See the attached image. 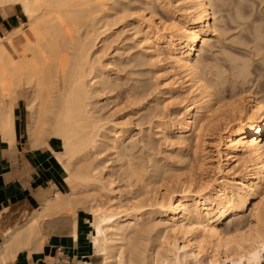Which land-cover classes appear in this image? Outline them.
Masks as SVG:
<instances>
[{
	"label": "bare ground",
	"instance_id": "1",
	"mask_svg": "<svg viewBox=\"0 0 264 264\" xmlns=\"http://www.w3.org/2000/svg\"><path fill=\"white\" fill-rule=\"evenodd\" d=\"M111 1L112 5L118 4L115 3L116 1ZM178 1L182 10H179L178 14L173 13L171 24L162 27L163 23L159 25L156 21L153 22V17L152 20L148 17L142 35L145 41L149 42L146 46L153 54L152 58L157 56L155 53L158 54L157 57H161L163 53L160 51L164 48L162 50L168 52L173 66L179 68L178 71L187 73L190 78L188 81L192 83L189 85L194 88L196 86L198 99L195 96L193 103L186 106L188 112L176 126L177 133L187 134L188 138L194 137L198 144L202 134L219 132L220 122L224 121L222 124L225 136L218 134L216 141L214 140L217 168L222 175L216 179L217 187L208 183L199 191L195 189V187L199 188V183L196 186L193 182L196 191L193 188L191 191L192 183L185 181L177 192V189L171 190L170 181L168 184L167 182L162 184L164 178L160 180L152 174L156 182L152 190V199L147 197L151 201L148 204L150 210H144L147 204L140 202L144 198L138 200L137 197L132 199L135 202L132 201L133 204L128 210H119L124 207L118 204L121 197L119 199L111 188L112 182L106 177L108 175L105 176L99 171V163H95L92 159L94 154L97 155L96 151H99L96 149L102 136L100 132L103 130L113 132L115 137L113 148L118 150L119 154L122 150L120 144L125 141L126 132L122 129L117 130V124L113 125L115 128L110 127L111 131L107 130L106 124L102 123L106 119L96 116L97 112L92 107V100L96 95L99 96L107 91L109 93L118 91L120 85L116 84L119 77L112 81L106 78L109 77L105 75V66L108 64L103 70L96 69L100 62L98 53L108 46L104 45L111 43L107 42V38H103L102 34H105V31L103 30L102 33L100 29L102 30V25L106 26L103 21L107 23L110 18L109 21L112 23L114 16L112 15V18L105 16L103 19L107 17V20L103 21L98 19V14L101 16L104 13V0H0V24L4 25L5 20L16 9L27 18V21H22L20 26L12 30H0V142L6 143L9 149L15 148L18 139L17 105L23 101L27 138L35 143L45 144L50 137L61 140V152L56 153L55 156L67 171L64 180L66 191H56L52 197L41 202L23 223L8 229L3 234L0 264L12 262L21 250H27L31 254L33 251L43 249L44 244L53 234L69 233L76 237L78 211L83 213L85 221L91 227L90 242L93 257L99 259L100 264H262L264 260V101L255 98L254 94L246 95L240 92L233 96L231 103L224 104V100L227 99L224 94L227 91L224 87L223 92L219 91V93L225 96L222 94L221 97L216 96L215 86L211 90L209 87L211 84L207 85L205 79H202L199 69L201 66L199 67L198 63L200 51L208 44L206 40L219 28L215 16L213 17L214 12L211 11L214 8H212L213 4L209 0ZM107 4L108 2L105 6H108L109 10L105 11L114 14L112 9L115 8L111 5L110 10ZM152 4L153 1L150 3L151 6L147 7L149 10L151 8V11ZM118 9L119 7L116 10ZM126 17L128 18L127 15ZM212 17L213 23H211ZM99 20L102 21V25L100 24L98 28ZM111 23H107L108 32ZM200 43L201 47H199ZM100 44L103 46H99ZM149 56L151 57L150 54ZM97 63L98 66L95 67ZM140 63L139 60L133 65L138 67ZM119 67L122 71L123 66ZM116 70L119 72L118 69ZM221 80L222 77L220 83ZM218 83L216 88L219 89L221 85ZM147 84L146 86L150 85L149 82ZM173 86L170 87L171 91H168L169 87L167 89L170 98L175 94L172 91L185 88L180 87V84L177 85L178 87ZM150 90L151 85L142 92L137 90L138 92L131 93L126 90L121 94H125L128 103L131 97L135 100V98L140 99L139 96L141 99L144 95L149 96ZM226 94L228 96V93ZM117 95L120 94L117 93L112 98L115 99ZM150 113L148 115L152 119ZM242 116L246 118L245 122H241ZM231 118L234 121L238 118L241 123L232 127ZM104 131L102 133H105ZM103 137L106 138L107 135ZM203 142L204 156L209 161L213 158L209 159L210 150L207 147L213 146L214 142ZM241 163L245 171L243 175L237 173L230 177L229 166L231 164H234V167L241 166ZM132 167L128 165L126 176L134 178L137 186L139 184L140 187L139 182L141 177L145 176V172L143 170V174H140V171ZM147 179H145L146 185L150 177ZM157 180L161 185H156L159 183ZM211 186L214 188L209 194H205L204 190L208 191ZM160 187H163V192ZM142 193L148 194V189L147 192L142 191ZM61 214L63 215L59 216Z\"/></svg>",
	"mask_w": 264,
	"mask_h": 264
},
{
	"label": "rangeland",
	"instance_id": "2",
	"mask_svg": "<svg viewBox=\"0 0 264 264\" xmlns=\"http://www.w3.org/2000/svg\"><path fill=\"white\" fill-rule=\"evenodd\" d=\"M109 1L110 3L112 2L111 0ZM109 1L104 0V3L106 5V2H108L107 5H109L111 10L112 3L110 4ZM152 1L154 5L152 4L151 11V8L149 10L147 7L151 6L150 3H152ZM152 1L150 0L148 2V0H113V2H115L116 4L118 3L116 5L117 7L115 6V4H113L115 7L112 5V7L115 8L112 9V11L115 12L114 14L112 12L105 11L109 10L108 6L105 5L103 6L104 13L102 11L103 14H101V16L100 14H98V19L102 21L107 20V17H111L113 15L114 21L112 19L111 23V21H109L110 18H108L107 20V23H111V25L109 24V26L111 27H109L110 34L107 30L108 24L103 21L106 24V26L103 27L104 25L101 24L102 21H98V23H100L97 24V27L99 28L100 24L102 25V30L100 29V32H102L103 30L105 31V34L102 32L103 38H107V42L109 41V43H111H107L106 45H104H108L106 48L104 47L105 51L103 49L101 53H98L99 56L97 55V57L100 58V62L99 67L96 69L103 70L104 66L108 64L107 66H105V75L109 77L106 78H110L108 80L112 81L119 77L118 81H116L117 83H115L117 85H120L118 87L119 92L114 91L109 93L107 91L103 94H99V96L96 95L97 97L93 95V98L95 96V101L92 100V107L93 109L95 108L94 111L99 114L98 115L96 113V116H100L104 120L106 119L102 123L106 124L107 130H109L110 127L113 128L117 124L121 128L117 126L116 129H122L126 133L125 141L120 144V148L122 150L120 149L121 152L119 154V151L113 148L112 143L113 140H115V137L113 136V132L111 131V129L109 131H111L112 133L105 132L102 129L105 133H102L103 131L101 130L102 132H100V134H102V136L99 138V146H97L96 149L99 151H96L97 155L94 154L92 159L95 163H99V171L105 174V176L106 174L108 175L106 177L112 182L111 188L114 189L119 199L121 197V203L118 202V204L124 207L120 208L119 210H128V208L131 207V205L135 202L132 200L134 197H137L138 200L144 198V200H140V202L147 204L144 210H150L148 204H150L151 201L150 199H147V197L151 199L153 197L152 190L153 188H155L154 183L156 182V180L152 178L154 174L160 180L164 178V181H161L162 184H164L165 182H167L168 184V182L170 181L169 186L171 187L172 185L171 190L173 189L175 191L177 189V192L180 190L179 188L182 182L185 181L187 183H192V186L190 187L191 191V188L194 189L195 187L194 183H196V186L197 183H199V188L195 187V189L199 191L202 190V188L204 189V187H206L208 183H212V186L217 187L218 185L216 184V179L220 178L222 175L217 168V156L215 153L216 151L214 147V140L216 141L218 134L222 135L223 137L225 136L224 125L222 124L224 121L220 122L219 132L208 135L204 132L205 135L202 134V138L200 140V142H202H199L198 144H196L194 137L188 138L187 134L180 135V133H177L176 126H178V124H180V122L187 115L188 109L186 108V106L193 103V100H195L196 98L195 96H197L198 99V93L195 90L196 86L194 88V86L191 87L192 85H189L192 83L188 81L190 78L187 73H185L184 71H178L179 68H175V66H173V63H171V57L169 56L168 52L166 50H162L164 48H161L160 51L163 54L159 52V54H161V57H157L158 54L155 53V55L157 56H154L152 58L153 54L148 50V46H146V43H148L149 45V42L145 41V38L142 34H144V25L148 23V17L150 20H152L153 17V22L156 21L157 23H159V25H162V23L164 25L166 22L165 26L162 25V27H166L168 26V23L172 22L171 20L174 16L173 13L178 14L179 10H182L180 9L182 7L179 3L180 1L178 0H156V2L155 0ZM209 1H211L210 3L213 4L212 8H214L211 11L215 14H213V17L215 16V21L217 22L219 28L216 29L217 32H215V34L211 38L206 40L208 44L204 47V49L200 51L201 54L199 58L201 60L197 58L199 59V67L201 66L199 69L201 76H203L202 79H205L204 82H207V85L211 84L209 85V87H211V90H213L215 86V89L218 90L215 91L214 89V93L216 92V96L218 95L217 97H221L224 94L226 95L224 96L228 100L225 99L224 104H227V102L231 103L234 99L233 96L240 94V92H244L246 93V95L254 94L255 98L264 101V0ZM165 2L167 6L165 5ZM168 2L169 4H171L169 5ZM147 4L148 6H146ZM119 5H122L121 7L123 10L126 8L124 10L125 13L124 11H122ZM104 7H106V9ZM118 7L120 10H116ZM152 12H154L153 15H150V13ZM99 13H101V11ZM126 15L128 16V18L126 17ZM105 16H107L106 19H103V17L105 18ZM213 17L211 18V23L214 22ZM117 18L120 19V22L117 20ZM22 21H27V18L26 16H23L18 9H16V11L5 20L4 25L0 24V30H12L14 27L20 26ZM138 23L142 26H139ZM137 26H139V28H137ZM138 30L141 31V34ZM107 33L108 35H106ZM140 38H142L143 41L142 39L140 40ZM200 45L202 44L200 43L199 47H201ZM99 46L102 47L103 44H100ZM149 54L151 55V57L149 56ZM101 55H103V57H101ZM95 57H93L94 60H96L97 58ZM154 58H157L159 60H155ZM197 59L195 60L197 61ZM132 60L133 64H135L136 62L138 63L139 60L141 63L140 65H138V67H135L132 64V67ZM143 62L145 63L143 64ZM96 65L98 66V63L95 64V67ZM116 65H118V67ZM120 65L123 66L122 71L119 67ZM115 67L119 70V72H117ZM219 77H222L223 79L221 80V83L219 81ZM224 77H226V79H224ZM217 81L221 85L219 86V89L216 88L218 83ZM148 82L151 85L149 96L148 94L144 95L142 99L141 96H139L140 99L135 98V100L131 97L128 99L127 103V97L124 93L121 94V92L126 90H129L131 93L135 91L142 92V90L144 91V89L150 87V85L146 86L148 85ZM173 83H175L174 86ZM179 84L180 87L182 86V88H185L181 89L182 91L180 89L178 91H172L175 94L172 96V98H170L171 96L167 94L169 93L168 91H171L170 87H178ZM223 87L225 88V91H227L226 93H228V96L225 92L224 94L219 93V91L223 92ZM135 88H137L138 91ZM231 92L233 93L231 94ZM117 93L120 94L119 96L117 95L118 98H112V96H115ZM97 98L98 100H96ZM131 104H133L134 106ZM17 109L18 127L20 128L21 133L24 134L25 110L23 101H20V103L17 105ZM96 110H99L101 112ZM148 112H151L150 115H152V119L149 118L150 116L148 115ZM241 118V122H245L246 118L243 116ZM149 119L151 120V122H149ZM231 119L230 122L232 123H230V125H232V127L241 123L238 118L236 119L237 121H234L233 118ZM103 135H107L108 138H104ZM203 141L211 143L214 142L212 144L213 146L207 147L208 150H210V153L208 152V155H210L209 159L213 158L209 161L206 160L204 156L203 148L205 146H203ZM105 145L108 146L109 150L107 149V146L105 147ZM121 156L123 160L121 159ZM128 165H131V167L133 166L132 168L136 169L138 172L140 171V174H143L142 171L144 170L145 176H142L143 179L139 174L141 177V182H139L141 184L140 187L139 184L137 186V182L134 181V178H128L126 176ZM233 167L234 164H231L229 166V168H231V170L229 171V176L236 175L237 173L238 175H243V173L245 172L242 163L241 166L239 165L235 166L234 168ZM157 169L160 171V174ZM121 172H123V175L121 174ZM146 173L148 176L146 175ZM120 174L121 177L119 176ZM146 176L150 177V181L148 182L149 186H147L148 184L146 185V181L149 180V178L147 179ZM123 177H125L126 179L124 180ZM120 178L122 180H120ZM145 179L147 180L145 181ZM157 182L159 183L156 185L159 186L161 182L158 180ZM212 186L208 188V191L204 190L206 192L205 194H209L210 190L214 188ZM147 189L148 194L142 193V191L147 192ZM162 189L163 187H160V190L163 192ZM195 189L194 191H196ZM149 192L151 193L149 194ZM160 192H158L157 194L159 195ZM79 215L83 216V213L79 211ZM26 217L27 216H25L20 223H23Z\"/></svg>",
	"mask_w": 264,
	"mask_h": 264
},
{
	"label": "crops",
	"instance_id": "3",
	"mask_svg": "<svg viewBox=\"0 0 264 264\" xmlns=\"http://www.w3.org/2000/svg\"><path fill=\"white\" fill-rule=\"evenodd\" d=\"M17 135L14 149L0 142V245L8 229L18 226L25 216L56 191L66 190L67 171L55 156L61 152V140L50 137L46 144L37 142V145L27 138L25 124L24 134L18 127ZM90 233V225L78 211L76 237L69 233L53 234L43 249L31 254L21 250L12 262L6 264H54L58 247L71 264H100V260L93 257Z\"/></svg>",
	"mask_w": 264,
	"mask_h": 264
},
{
	"label": "built area",
	"instance_id": "4",
	"mask_svg": "<svg viewBox=\"0 0 264 264\" xmlns=\"http://www.w3.org/2000/svg\"><path fill=\"white\" fill-rule=\"evenodd\" d=\"M54 264H71V260L65 258L61 247L57 248L56 255L54 257ZM262 264H264V260L262 261Z\"/></svg>",
	"mask_w": 264,
	"mask_h": 264
}]
</instances>
